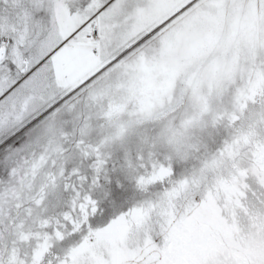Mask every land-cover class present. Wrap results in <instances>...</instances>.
Instances as JSON below:
<instances>
[{"label":"snow or ice","instance_id":"obj_1","mask_svg":"<svg viewBox=\"0 0 264 264\" xmlns=\"http://www.w3.org/2000/svg\"><path fill=\"white\" fill-rule=\"evenodd\" d=\"M0 264H264V0H0Z\"/></svg>","mask_w":264,"mask_h":264}]
</instances>
